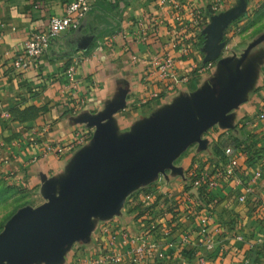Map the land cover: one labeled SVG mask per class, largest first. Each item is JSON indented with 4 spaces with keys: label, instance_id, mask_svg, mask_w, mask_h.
<instances>
[{
    "label": "crops",
    "instance_id": "crops-1",
    "mask_svg": "<svg viewBox=\"0 0 264 264\" xmlns=\"http://www.w3.org/2000/svg\"><path fill=\"white\" fill-rule=\"evenodd\" d=\"M70 1L0 0V158L14 176V183L34 197V207L45 201L44 184L52 180L58 190L78 154L90 146L94 128L80 121L83 115L98 114L109 103L122 98V106L111 115L116 135L122 136L178 99H191L193 94L225 77L223 67L210 70L212 61L203 65L209 58L205 47L211 41V34L202 31L216 28L211 17L230 14L240 2L224 0L218 10L212 11V0H177L184 11L179 21L168 0H95L77 31L52 37L46 52L28 69H15L13 57L21 52L30 32L44 29L49 18L62 15ZM106 5L118 14L116 35L101 33L99 29L103 19L111 17L104 9ZM192 11L203 17L198 34L190 23ZM219 28L229 34V29ZM181 29L187 42L200 47L181 59L172 52L177 59L178 74L182 76L176 86L166 88L152 83L146 77L151 56L169 50L170 33ZM241 70L248 74V87L244 100L229 114L232 121L249 126L252 115L264 103V39L248 51ZM174 87L176 91L172 90ZM154 90L160 91L158 97H150ZM77 133L83 136L82 140H78ZM58 148L62 151L58 152ZM155 206L152 215L156 214L158 205ZM242 211L235 221L244 224L250 233L259 231L262 227L257 225L248 207L243 206ZM112 217L127 222L123 227L129 235L139 233V218L124 214L122 208ZM162 221L160 231L154 235L156 241L163 239L158 235L163 229ZM233 224V221L225 224L226 235L232 233L229 229ZM90 233L88 240L92 239ZM253 237L255 234H249V241L236 243L221 258L210 255L207 264H245L244 257L249 258V264H264V249L252 244ZM89 243H85L88 247L83 254L78 251L72 254L73 261L69 263L81 264L93 255L94 248L87 251L92 240ZM114 244L119 264H136L129 249L117 238ZM198 252L197 249L182 251V264H194ZM66 255L64 251L59 264H69Z\"/></svg>",
    "mask_w": 264,
    "mask_h": 264
},
{
    "label": "water",
    "instance_id": "water-1",
    "mask_svg": "<svg viewBox=\"0 0 264 264\" xmlns=\"http://www.w3.org/2000/svg\"><path fill=\"white\" fill-rule=\"evenodd\" d=\"M236 9L243 10L240 5ZM230 14L212 16L216 28L202 31L211 34L205 47L209 58L218 55L219 27L226 26ZM263 39L264 33L247 45L234 69L229 65L234 57L219 59L225 77L213 86L204 87L191 99H178L137 124L131 133L117 136L111 124L122 98L98 114L83 115L80 121L94 128L90 146L78 154L58 190L54 181H47L45 201L20 208L8 220L0 232V264H59L72 243L88 241L92 217L114 215L130 190L153 181L166 168L180 173L172 161L194 142L203 149L206 140L201 136L213 125L233 128L229 112L243 101L249 83L241 65L248 51Z\"/></svg>",
    "mask_w": 264,
    "mask_h": 264
},
{
    "label": "built area",
    "instance_id": "built-area-1",
    "mask_svg": "<svg viewBox=\"0 0 264 264\" xmlns=\"http://www.w3.org/2000/svg\"><path fill=\"white\" fill-rule=\"evenodd\" d=\"M168 1L176 11L175 19L182 21L184 11L180 9L179 1ZM222 1L224 0H212L211 10H218ZM94 2L95 0H72L66 4L62 15H53L49 18L44 29L31 31L21 52L13 57V67L18 70L28 69L46 52L52 37L62 32L77 31ZM190 21L198 34L203 24L202 15L192 11ZM170 34L171 48L178 47L182 57L188 55L192 43L186 41L182 29L180 32ZM146 77L152 83L164 85L166 88L182 80L175 69V59L170 51L151 56ZM159 92L152 91L150 97H158ZM250 124L258 125L264 131V103L255 113V117L251 118ZM77 135L78 140L83 139L81 134L77 133ZM247 145L250 146L251 141H248ZM57 151L61 152L62 149L58 148ZM247 151L239 143L225 146L220 156L213 154L215 164L210 170L207 167L195 170V173L190 174L189 183L186 182L183 185L182 197L174 208V213L182 217V251L190 252L194 249L199 251L195 254L194 264H207L210 255L215 258L223 257L236 243L249 241V234H255L252 244L259 249H264V200L261 196L260 198L251 197L253 200L250 202L251 207L247 204L255 222L262 227L259 231L250 233L244 224L235 221L234 227L229 229L232 233L230 236L226 235L225 224H222L216 208V202L219 200L217 191L228 181L234 185V188L237 186L239 190L237 201L240 203H246L248 195L256 194L264 189V176H262L264 166L261 162L249 163L246 160ZM151 198L149 195L142 200L150 201ZM168 215L171 213L167 211L162 219ZM154 230L155 226L151 224L137 235H129L126 232L118 234L117 239L121 245L129 249L133 263L147 260L162 244L154 239ZM161 234V237L167 238L170 235V229L163 228ZM113 244L114 242L111 241L97 248L95 253L86 257L81 264H118L119 258ZM243 260L245 264H249L248 257H244Z\"/></svg>",
    "mask_w": 264,
    "mask_h": 264
},
{
    "label": "rangeland",
    "instance_id": "rangeland-1",
    "mask_svg": "<svg viewBox=\"0 0 264 264\" xmlns=\"http://www.w3.org/2000/svg\"><path fill=\"white\" fill-rule=\"evenodd\" d=\"M239 5L243 10L238 11L235 6L234 10H236L230 14L229 20L227 19V22H233L232 26H229L228 23L224 28V30H226L229 26V30L227 29L229 34H226L225 31H221L217 57L209 58L203 63V65H207L208 61H212V68L210 70H219L221 65L218 63V60L221 58L227 59L231 56L234 57V60L229 65L234 69L236 60L240 58L247 45L264 33V0H240L238 6ZM104 9L109 12L108 15L111 17L109 19H103L102 28L99 29L102 30L101 33H111V35H116L118 33L116 30L118 23L115 20V17H117L118 14L114 13V8L110 5H106ZM224 22H226V20H224ZM198 47H200V45H191L188 55L195 50H198ZM178 49V47L174 49L170 47V49L166 51H170L171 55L172 52H176L177 59H181L183 57L180 55ZM166 51H163L162 53ZM174 59L175 69L179 72V68L176 64L177 59L175 57ZM180 78H182V76H180ZM177 84H174V86ZM172 90L176 91V88L174 87ZM254 117L255 114L252 115V119ZM232 124L233 128L231 129L220 127L218 124L213 125L201 136V139L206 140V145L203 149H200L198 142H194L181 152L172 161V165L179 168L180 173L172 172L171 169L166 168L164 172L158 173L153 181L136 187L126 194L120 208H122L124 214H129L135 219H140L138 222L140 225L139 233H141L142 230L147 229V226L153 224L155 226V230L153 231L155 235V233L161 229L160 221L164 214L167 211L171 213V215L166 216L164 221H162L164 224L162 228L170 229V235L167 238L162 237L163 239L158 240L159 242H162V244L158 246L155 253L147 260L136 264L147 262L182 264V217L177 213H174V208L177 207L179 203L178 201L182 197L184 183H189L190 181V174L195 173V170H199L200 168L207 167L208 170H210L215 164L214 155L219 154L225 146L240 143L242 148L247 151L250 150L248 149L247 142L251 141V144L255 145L251 150L255 149V151H260L261 149V152H259V163L261 162L264 166V150H262L264 147L259 148L264 140V138H259L264 136V131L258 125L250 124L248 126L247 123H242L236 120L232 121ZM262 176H264V168ZM13 177L14 176L10 174L9 168L3 164V161L0 158V232L4 229L8 220L20 208L25 206L34 207L33 205L36 204L33 200L34 197H32L30 193L21 190L20 187L14 183ZM233 186L234 185L228 181L217 191L219 200L216 202V208L221 217L222 224L230 225L233 221V225H235V218L243 213V206L247 207L248 204L251 207L250 202L253 201L251 197L261 196L264 200L263 189L256 194L248 195L246 203H240L237 201L239 190L237 189V186H235V188ZM149 195L152 197L150 201L142 200L143 197L145 198V196ZM154 204H157L159 209L157 208L156 214L152 215L155 206ZM126 223H123L118 217L113 218L112 216L107 218H93L94 226L90 233L93 244L89 246L87 251H92L93 248L94 251H96L97 248L111 241L115 243L118 234L121 232L127 233L126 229L123 227ZM128 223L130 224V221ZM158 235L160 238L162 236L161 232ZM91 240L88 241L91 243ZM87 242L76 241L65 250L68 263L69 260L73 261L72 254H75L76 251L82 253L85 248L87 249L88 246H85V243ZM114 245L115 244H113V248Z\"/></svg>",
    "mask_w": 264,
    "mask_h": 264
},
{
    "label": "trees",
    "instance_id": "trees-1",
    "mask_svg": "<svg viewBox=\"0 0 264 264\" xmlns=\"http://www.w3.org/2000/svg\"><path fill=\"white\" fill-rule=\"evenodd\" d=\"M250 138H252V137H250ZM262 138H264V136L261 137V138H259V139H262ZM255 140H256V139H255ZM260 141H261V140H260ZM239 144H240V143H239ZM252 145H254V144H251L250 146H252ZM247 146H248V145H247ZM250 146H248V149H250V150L247 151V154H248V155H247V157H246V160H247L249 163H251V164H255L256 162H259V158H260V153H259V152H261V149H260V151H258V150L255 151V149L251 151ZM254 147H255V146H254ZM262 147H264V140L262 141V145H260L259 148H262ZM262 150H264V149H262ZM221 154H222V150H221L220 153L217 154L216 156H220Z\"/></svg>",
    "mask_w": 264,
    "mask_h": 264
}]
</instances>
